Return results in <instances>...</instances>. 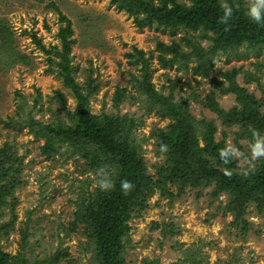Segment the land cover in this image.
<instances>
[{
  "label": "rangeland",
  "instance_id": "1",
  "mask_svg": "<svg viewBox=\"0 0 264 264\" xmlns=\"http://www.w3.org/2000/svg\"><path fill=\"white\" fill-rule=\"evenodd\" d=\"M145 1L155 6L162 2ZM243 2L248 9V0ZM176 3L188 6L191 2ZM60 15L72 29L69 57L76 82L83 85L90 76L98 85L90 100L91 113L104 111L133 120L128 141L143 159L149 179L148 195L145 200L141 198L144 209L129 221L131 244L123 253L125 262L264 264V208L248 203L236 223L234 214L227 211L233 196L229 191L217 194L215 180L185 187L165 181L163 175L170 155L168 147L166 153L161 152V145L165 144L158 135L170 130L175 120L164 115L165 107L142 88L143 79L147 78L158 96L188 118L200 139L210 123L216 129L215 141H223L225 147L231 143L247 153L249 141L241 136L240 128L224 125L209 104L213 95L212 102L224 111L238 106L234 95L221 93L233 78L259 103L264 118V45L251 48L242 44L212 53L210 33L182 27L169 29L155 21L138 28L134 16L110 0H0V28L11 35L6 52L1 55L4 60L14 61L8 68L0 69V148L5 144L15 147L22 170V182L12 197L16 199V220L12 230L1 235V250L10 256L19 253L24 224L29 220L26 256L31 264H40L36 262L66 248L70 256L59 264H99L91 243L82 234V225L66 235L77 211L76 203L101 191L97 170L112 163L102 162L91 170L87 160L79 156L61 160L57 155L52 160L44 154L47 144L43 138H36L28 128L4 127L2 123L10 118H24L20 108L24 113L30 110L42 123L51 119L46 108L57 110L66 121L75 110L72 93L57 71L48 70L49 55L34 42L36 38L48 51L61 49L57 32L66 22L60 20ZM137 17L143 19V15ZM157 43L180 55L158 49ZM3 44L0 42V46ZM21 56L26 62L21 61ZM50 57L58 61L54 54ZM57 91L66 100L64 107L59 105ZM117 91L123 94L118 96ZM34 107L40 112L33 113ZM205 158L208 165L216 166L208 155ZM237 166L229 170L231 174H240L238 161ZM108 170L110 176L115 172L111 166ZM4 207L0 225L11 219L10 208Z\"/></svg>",
  "mask_w": 264,
  "mask_h": 264
},
{
  "label": "trees",
  "instance_id": "2",
  "mask_svg": "<svg viewBox=\"0 0 264 264\" xmlns=\"http://www.w3.org/2000/svg\"><path fill=\"white\" fill-rule=\"evenodd\" d=\"M110 1L125 10L127 14L134 16L138 28L150 25L151 21H155L158 26L169 29L176 30L182 27L190 31L202 30L203 33H210L212 35V53L242 44L251 48L264 45V24H256L250 19L243 0H225L233 9V15L227 26L219 22L223 15L219 0H190L191 3L188 6L177 4L176 0H162L159 6L145 0ZM137 15H143V19L140 20ZM60 20L66 22V25L59 28L57 32V37L62 45L60 50L52 48L51 51H48L36 38H34V42L49 55L47 57L50 64L48 70L57 71L64 86L72 93L76 101L75 110L66 121V117L65 120L61 118L57 110L46 108V111L51 114V119L42 123L32 116L30 110L24 113L25 110L20 108L24 118L16 120L10 118L2 123H4V127L28 128L36 138H43L47 144L44 154L52 160L57 155L62 158L61 160L79 156L87 160L88 165L92 166L91 170H94L95 166L99 167L102 162L110 161L112 163L108 165L115 169V172L110 176L115 185L114 189L97 191L90 198L79 200L76 203L77 211L74 214V219L70 223V232L66 236L75 232L79 225H82V234L91 243L92 253L99 264H127L123 253L126 247L131 244L129 221L138 217V214L144 209V201L141 198L145 200L148 195L146 191L149 189V179L146 176L143 159L137 154L127 137L134 122L104 111L100 114L91 113L90 100L97 92L98 85L93 84L90 76L83 85L76 82L69 57L70 46L73 43L70 39L72 29L64 16L60 15ZM10 36L8 32L0 28V42L4 43L0 46V69L8 68L14 62L13 60H4V56L1 55L6 52L5 45L9 44ZM156 46L165 52L180 55L178 51L171 50L161 43H157ZM135 51L140 53L136 49ZM51 53L58 57L57 62L50 57ZM21 61L26 62L24 56H21ZM142 88L146 95L153 97L165 107L164 115H169L175 120L170 130L158 135L160 141L168 147L170 155L163 175L165 181L185 187L187 184L194 186L198 181L215 180L218 185L217 194L229 191L233 196L227 206V211L234 214L236 223L242 219L245 206L248 203H255L259 209L264 208V159H259L256 162L255 171L250 172L247 177L236 172L232 173L230 177L225 175V170L220 168L233 171L238 168L237 161L232 160L227 165L221 161L219 150L225 148V144L223 141H215L213 136L216 131L215 127L208 123L206 131L202 133L200 139L188 118L171 106L164 97L158 96L147 78L143 79ZM117 92L116 94L119 93L118 96H120L123 91ZM221 93L234 95L238 105L229 111H224L219 108L217 103L212 102V95L210 109L217 114L224 125L238 126L241 136L249 142L252 139L253 129L260 131L261 134L264 132V118L259 111V103L252 95L237 86L233 78L230 79L227 88H222ZM56 97L59 100V105L64 107L66 103L64 96L57 91ZM37 105L38 103L35 106L37 107ZM38 108L42 110L41 105ZM40 109L34 110L33 113L40 112ZM128 121L127 128L125 123ZM200 142L203 143V146L200 145ZM62 149H64L63 154H61ZM205 155L212 158L216 162V166L220 168L208 165ZM21 172V158L15 147L5 144L0 148V216L2 208L6 205L10 208L11 219L0 225V237L12 230L16 220L14 214L16 199L12 197L22 182ZM121 180H128L134 185L130 194H122ZM8 197H11L12 200L7 202ZM28 223L29 220L24 224L18 254L10 256L1 250L0 244V264H31L26 256L27 239H29ZM66 249L56 250L51 257H44L36 263L59 264L70 256Z\"/></svg>",
  "mask_w": 264,
  "mask_h": 264
},
{
  "label": "clouds",
  "instance_id": "3",
  "mask_svg": "<svg viewBox=\"0 0 264 264\" xmlns=\"http://www.w3.org/2000/svg\"><path fill=\"white\" fill-rule=\"evenodd\" d=\"M221 8L223 15L220 17L219 22L227 26L228 21L233 15V9L225 0H222ZM247 14L254 23L264 24V0H248ZM213 63H216L215 58H213ZM161 152H167L166 145H161ZM219 157L225 165L229 164L232 160H237L239 162L240 174L247 177L250 172L255 171V162L264 158V135L260 131L253 129L247 153L229 143L225 148L219 150ZM109 168L110 166H103L97 170V185L101 191H111L115 187L113 180L110 178ZM225 175L230 177L231 172L226 169ZM120 185L121 192L124 195L130 194L134 188L132 182L128 180H121Z\"/></svg>",
  "mask_w": 264,
  "mask_h": 264
}]
</instances>
